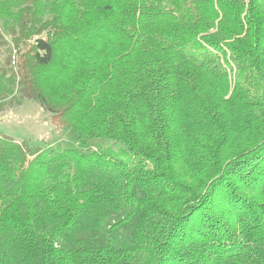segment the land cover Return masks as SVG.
<instances>
[{
  "label": "trees",
  "instance_id": "1",
  "mask_svg": "<svg viewBox=\"0 0 264 264\" xmlns=\"http://www.w3.org/2000/svg\"><path fill=\"white\" fill-rule=\"evenodd\" d=\"M17 95L77 147L0 135V264H264V0H0Z\"/></svg>",
  "mask_w": 264,
  "mask_h": 264
},
{
  "label": "rangeland",
  "instance_id": "2",
  "mask_svg": "<svg viewBox=\"0 0 264 264\" xmlns=\"http://www.w3.org/2000/svg\"><path fill=\"white\" fill-rule=\"evenodd\" d=\"M0 135L9 137L20 144L46 149L53 147L63 151L77 147L74 134L61 128L54 121L53 114L43 109L38 102L15 97L0 112ZM118 247L129 245V233L122 231L118 235Z\"/></svg>",
  "mask_w": 264,
  "mask_h": 264
}]
</instances>
